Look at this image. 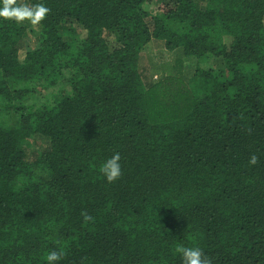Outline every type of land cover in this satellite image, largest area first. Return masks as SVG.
Instances as JSON below:
<instances>
[{"label": "trees", "instance_id": "trees-1", "mask_svg": "<svg viewBox=\"0 0 264 264\" xmlns=\"http://www.w3.org/2000/svg\"><path fill=\"white\" fill-rule=\"evenodd\" d=\"M152 1L0 17V264H264V0ZM154 42L175 63L158 80Z\"/></svg>", "mask_w": 264, "mask_h": 264}, {"label": "clouds", "instance_id": "clouds-1", "mask_svg": "<svg viewBox=\"0 0 264 264\" xmlns=\"http://www.w3.org/2000/svg\"><path fill=\"white\" fill-rule=\"evenodd\" d=\"M0 17L13 18L17 22L29 21L33 25L39 24L49 12L44 3L17 4L16 0H0ZM258 157L251 155L249 164L255 165ZM119 152L113 153L111 157L106 159L102 165L101 171L108 182L116 180L121 175ZM85 214V219H89ZM185 264H203L201 260V250L199 248L182 249ZM63 256L62 250H53L47 254V264H55Z\"/></svg>", "mask_w": 264, "mask_h": 264}, {"label": "rangeland", "instance_id": "rangeland-1", "mask_svg": "<svg viewBox=\"0 0 264 264\" xmlns=\"http://www.w3.org/2000/svg\"><path fill=\"white\" fill-rule=\"evenodd\" d=\"M157 10V5L154 3V0L149 5V12L155 13ZM28 31L23 35V44L21 43V47L19 44V49L22 50L20 56L23 54V45L27 50H34L38 47V43L36 41V32L34 28H28ZM173 52L166 51L165 48L159 43L154 42L152 44L151 50L146 53L141 54V58L139 59V64L142 66H147L148 72L147 76L151 80H158L160 75L165 72H172L171 68L175 64L174 63V55ZM209 67L216 69V62L210 61ZM190 65H187L183 69H181V75L185 76L186 80H188V76L190 75L189 69ZM54 92V89H51ZM50 90L45 95L47 98H51L53 95ZM32 103L34 101H31ZM46 141L35 140L29 146L27 156L29 160H33L35 155L40 151L41 148L44 147Z\"/></svg>", "mask_w": 264, "mask_h": 264}]
</instances>
